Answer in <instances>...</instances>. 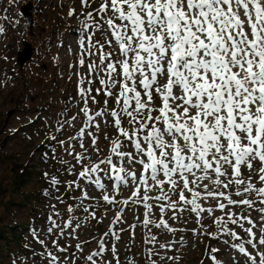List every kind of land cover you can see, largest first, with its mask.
Masks as SVG:
<instances>
[{"label":"snow or ice","instance_id":"obj_1","mask_svg":"<svg viewBox=\"0 0 264 264\" xmlns=\"http://www.w3.org/2000/svg\"><path fill=\"white\" fill-rule=\"evenodd\" d=\"M80 4L82 35L67 77L75 92L47 137L61 152L41 154L62 169L43 173L42 195L56 203L43 226L30 228L42 249L32 257L139 264L121 261L118 242L127 232L130 253L140 229L144 264H178L168 253L184 236H160L186 232L205 244L200 264H224L213 240L233 251L232 264H264V0ZM93 220H108L107 231L80 240Z\"/></svg>","mask_w":264,"mask_h":264},{"label":"rangeland","instance_id":"obj_2","mask_svg":"<svg viewBox=\"0 0 264 264\" xmlns=\"http://www.w3.org/2000/svg\"><path fill=\"white\" fill-rule=\"evenodd\" d=\"M43 1L44 16H36L31 7V22L28 23L25 15L22 16L20 13L27 5L32 6L33 0H15L14 4L11 3V0H0V14L5 10V12H10L11 17L9 18L16 19V23L10 25L6 20H2V17L0 18V23L5 28V32L0 34V49L9 42L13 43L12 52L7 56L8 59L3 65L10 69L0 66V82L6 83L5 87H0L1 134L7 140V148H0V223L2 225H19L22 221L37 219L32 227L43 226L47 214L51 211L49 205L56 203L42 195L46 188L41 185V182L47 184L43 176L45 171L60 175V172L57 171L60 169V165L51 158L45 163L41 159V154L47 152L51 157L50 149L55 148L57 159H59L61 152L59 146L49 141L47 137L53 133L57 117L64 107L67 97L75 92V77L72 81H69L67 77L70 72L68 65L75 62L78 37L82 35L79 27L81 4L80 0ZM93 7L96 5L93 4ZM70 8H74L77 14L70 17L68 15ZM30 32H38V37L36 36V39L32 40ZM19 33L25 36L19 38ZM95 39H102L99 32L96 33ZM26 44L31 53L29 59L20 64L18 54L24 51ZM66 45L71 47V54L68 51L69 46L66 48ZM54 57L58 58L56 63L53 62ZM7 77H13L15 80L8 83ZM22 91L25 93L22 102L13 106L6 104L10 95ZM104 144L105 142L101 139V146L103 147ZM21 170L30 172V175L25 178L27 185L22 187L19 192H15L11 182L15 172L19 173ZM20 191H27L32 197L36 194V197L23 199L19 194ZM57 207L62 213L64 212L62 206L57 205ZM111 215L112 213H109V216ZM255 216L256 214L253 213L254 218ZM126 219L131 223L133 221L132 214L127 213ZM206 223L208 222L206 221ZM108 225V220L99 225L93 220L79 230V239L87 241L93 235L99 236L107 231ZM194 226L188 225V227ZM237 231L240 230L237 229ZM240 234L244 235L243 232ZM180 235L184 236L185 243L183 246H177L180 248L179 252H169L168 255H178L180 257L178 264H200L205 244L194 238L191 232L176 234L178 237ZM40 238L45 239L44 236ZM174 238L172 235L160 236L162 242ZM129 240L130 237L125 232L118 242L121 261L125 262L126 256H129L135 257L139 264H144L141 253L147 246L142 242L140 229H137L135 243L131 246L130 253L126 251ZM19 242L23 244L21 248L23 252H19L14 257L13 260H16V264H21V262L32 264L33 259L39 264V256L32 257L31 253L33 250L40 252L42 249L33 240L30 229L24 231ZM60 243L63 245L66 241L61 240ZM70 243L74 247L77 241L71 240ZM25 245L29 247H25ZM211 246L220 249L216 254L219 260L224 264H232L230 253L233 254V251L227 245L213 240ZM95 248L96 243L93 241L85 246V252H90ZM2 264L9 263L3 260ZM10 264H13V261ZM206 264H208L207 261Z\"/></svg>","mask_w":264,"mask_h":264},{"label":"trees","instance_id":"obj_3","mask_svg":"<svg viewBox=\"0 0 264 264\" xmlns=\"http://www.w3.org/2000/svg\"><path fill=\"white\" fill-rule=\"evenodd\" d=\"M29 175L30 172L25 170H21L19 173L15 172L11 182L15 192H19L22 187L27 185L25 178ZM19 194L23 199L30 198V194L27 193V191H20ZM36 220L37 219H31V221L26 222L22 221L19 225H2L0 223V264H2L4 258L9 264L13 261L14 257L20 252L23 246V244L19 242L22 238L21 232L30 229Z\"/></svg>","mask_w":264,"mask_h":264},{"label":"bare ground","instance_id":"obj_4","mask_svg":"<svg viewBox=\"0 0 264 264\" xmlns=\"http://www.w3.org/2000/svg\"><path fill=\"white\" fill-rule=\"evenodd\" d=\"M32 8H33V10H34V12L36 13V16H38V17H42V16H44V12H45V9H44V1L43 0H33V2H32V6H31ZM2 17V18H1ZM4 17H6V19H4ZM9 17H11V14H10V12H5V10L0 14V18L2 19V20H6L7 21V23H9L10 25H12L13 23H16V19L15 18H9ZM9 18V19H8ZM32 34V35H31ZM37 34H39L38 32L37 33H33V32H30V38L32 39V40H35L36 39V36L38 37V35ZM19 38L21 37V38H23L25 35L24 34H22V33H19ZM12 46H13V43L12 42H9V43H7L4 47H2L1 49H0V66H2V67H4L3 65L5 64V60L4 59H2L3 57H7V56H9V54H11V50H12ZM69 45H66V48L68 47ZM28 60V59H27ZM4 68H8V69H10L8 66L7 67H4ZM3 74H5V73H3ZM13 80H15L13 77H11V80H8V83H12L13 82ZM25 95V93H24V91H22V92H18V93H15V94H13V95H10L8 98H7V102H6V104L7 105H10V106H13V105H15L16 103H19V102H22L23 101V96ZM1 128H2V125H1V121H0V148H2V149H6L7 148V140L6 139H4L3 138V136H2V134H1ZM45 142V141H44ZM44 142H43V144H44ZM42 144V145H43ZM42 145H41V147H42ZM41 185L43 186V187H45V188H47L48 187V184H45V183H41ZM62 190V189H61ZM36 195V194H35ZM30 196V198H35L36 196ZM102 210V209H101ZM24 233V231L23 232H21V235ZM175 238L176 239H178L179 237L178 236H175ZM20 252H23L22 250L20 251ZM232 253H230V257H232ZM3 260H5V258L3 259Z\"/></svg>","mask_w":264,"mask_h":264},{"label":"water","instance_id":"obj_5","mask_svg":"<svg viewBox=\"0 0 264 264\" xmlns=\"http://www.w3.org/2000/svg\"><path fill=\"white\" fill-rule=\"evenodd\" d=\"M23 11L26 12L25 18H26L27 22L30 23L31 22V5H27L25 7V9H23ZM30 53H31L30 48L26 44L24 51L22 53L18 54V56H19L18 62L21 64L25 60L29 59Z\"/></svg>","mask_w":264,"mask_h":264}]
</instances>
